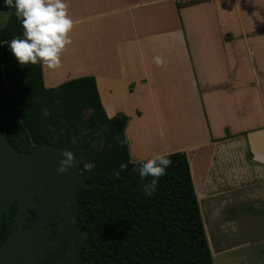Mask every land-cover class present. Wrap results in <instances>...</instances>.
Wrapping results in <instances>:
<instances>
[{
  "label": "crops",
  "instance_id": "1",
  "mask_svg": "<svg viewBox=\"0 0 264 264\" xmlns=\"http://www.w3.org/2000/svg\"><path fill=\"white\" fill-rule=\"evenodd\" d=\"M178 1L64 0L70 43L43 78L94 76L108 116L129 117L132 161L187 153L215 256L208 221L233 231L240 200L264 204V0Z\"/></svg>",
  "mask_w": 264,
  "mask_h": 264
},
{
  "label": "trees",
  "instance_id": "2",
  "mask_svg": "<svg viewBox=\"0 0 264 264\" xmlns=\"http://www.w3.org/2000/svg\"><path fill=\"white\" fill-rule=\"evenodd\" d=\"M202 1H178L177 6ZM14 11L0 31V42L22 38ZM128 120L122 112L108 116L94 76L47 87L42 62L20 65L8 44H0V129L5 137L22 152L42 143L71 151L91 184L75 186L52 225L40 264L67 257L74 228L85 234L72 264H214L187 153L171 152L172 163L156 190L145 195L142 185L152 177L141 178L130 158ZM18 209L16 200L0 214V249L16 226Z\"/></svg>",
  "mask_w": 264,
  "mask_h": 264
},
{
  "label": "water",
  "instance_id": "3",
  "mask_svg": "<svg viewBox=\"0 0 264 264\" xmlns=\"http://www.w3.org/2000/svg\"><path fill=\"white\" fill-rule=\"evenodd\" d=\"M64 148L42 143L30 152L16 149L0 129V214L18 200L17 223L0 249V264H40L52 225L71 201L75 186L91 184L74 160L64 173L57 171ZM67 257L50 264H72L85 231L72 229Z\"/></svg>",
  "mask_w": 264,
  "mask_h": 264
},
{
  "label": "clouds",
  "instance_id": "4",
  "mask_svg": "<svg viewBox=\"0 0 264 264\" xmlns=\"http://www.w3.org/2000/svg\"><path fill=\"white\" fill-rule=\"evenodd\" d=\"M3 2L8 9H15L14 15L19 20L23 32L22 38L13 37L0 44H8V49L20 65L43 62L49 67L59 66L60 53L65 45L70 43L66 33L73 26V20L67 15L64 0H3ZM2 26L3 23L0 21V27ZM154 59L157 64L160 63L159 57ZM76 139L73 138L71 142L75 143ZM170 155L167 152H157L136 161L139 176L152 177L147 184L142 185L145 195L150 196L156 190L158 179L172 163ZM73 163L74 154L64 150L57 171L67 172ZM86 167L91 168L92 165ZM126 167L123 162L119 165L120 170Z\"/></svg>",
  "mask_w": 264,
  "mask_h": 264
},
{
  "label": "rangeland",
  "instance_id": "5",
  "mask_svg": "<svg viewBox=\"0 0 264 264\" xmlns=\"http://www.w3.org/2000/svg\"><path fill=\"white\" fill-rule=\"evenodd\" d=\"M10 12L11 9H8L3 0H0V21L3 23L0 31L7 22ZM235 148L231 146L230 149ZM255 181L256 184L251 189L259 190L261 182L259 178ZM245 190L246 188L241 189L240 195H243ZM248 190L249 188L246 193L250 191ZM240 201V205L235 207L237 216L240 218L238 221L233 222V226L236 227L233 231L227 227L229 224L223 217L221 220H215V222L208 221V224L214 226L215 229L212 241L216 250H220V254L213 256L214 264H264V244L262 243L264 236V204L262 205L260 200L252 201L247 198ZM217 208L219 207L217 206ZM229 248L234 249L230 250Z\"/></svg>",
  "mask_w": 264,
  "mask_h": 264
}]
</instances>
